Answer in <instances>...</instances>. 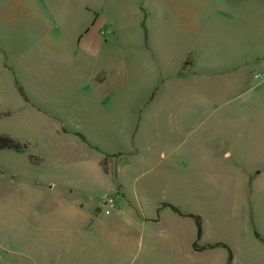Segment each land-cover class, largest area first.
Wrapping results in <instances>:
<instances>
[{
    "label": "rangeland",
    "instance_id": "obj_1",
    "mask_svg": "<svg viewBox=\"0 0 264 264\" xmlns=\"http://www.w3.org/2000/svg\"><path fill=\"white\" fill-rule=\"evenodd\" d=\"M185 8L203 14L184 28L195 38L189 46L164 31L168 25L183 30L179 14ZM128 41L133 44L125 46ZM204 45L210 51L201 52ZM141 47L149 48L152 58L166 60L164 68L157 63L160 87L173 75L175 57L187 55L180 68L190 74L191 87L211 102L191 115L190 191L184 203L199 212L196 206L203 200V217L213 225L210 238L227 245L215 249L214 264H227L228 250L230 264H264V90H253L260 82L253 74L264 69V0H0V133L27 141L29 149L0 150V264L61 262L52 251L41 257L33 251L39 241L23 237V224L13 219L9 199L15 194L21 202L32 201L35 193L24 185L43 187L50 176L61 183L54 173L70 165L49 159L50 143L40 134L59 126L62 116L66 128L78 120L54 95L42 94L39 101L29 91H37L35 83L60 70H97L102 61L119 70L125 52L135 57ZM207 54L222 57L199 58ZM227 55L233 58H223ZM63 58H78L79 66ZM20 87L28 103L19 96ZM215 116L223 120L222 143L211 138L219 137V128L210 130ZM243 124L253 129L247 131ZM226 149L232 154L208 156L210 150ZM28 154L44 160L30 162ZM37 169L48 175L40 176ZM55 245L46 241L48 249ZM182 257L175 255L173 264H206L193 255L192 260Z\"/></svg>",
    "mask_w": 264,
    "mask_h": 264
},
{
    "label": "crops",
    "instance_id": "obj_2",
    "mask_svg": "<svg viewBox=\"0 0 264 264\" xmlns=\"http://www.w3.org/2000/svg\"><path fill=\"white\" fill-rule=\"evenodd\" d=\"M201 14L200 9L185 8L179 14L183 30L168 25L164 31L189 46L195 38L191 29L185 32L184 28L195 25L196 16ZM200 49L206 52L211 48L204 45ZM148 50L141 47L135 57L125 52L119 70L111 65L107 68L105 61L97 70H60L35 83L38 92L29 91L30 98L35 96L39 101L42 94L54 95L56 102L76 112L78 120L66 128L62 116L59 126L40 134L50 143L49 159L70 165L54 173L61 183L50 176L43 187L41 183L24 185L26 191L33 189L32 201L21 202L18 194L9 199L13 219L23 224V237L39 241V248L33 251L40 257L52 251L61 259L60 264H173L175 255L183 256L182 260L186 256L192 260L193 255L196 260L214 264L215 249L225 248L213 246L222 242L210 238L213 225L201 210L205 202L199 200V212L189 202L184 203L185 192L190 191L191 115L205 111L211 102L191 87L190 74L180 68L187 55L175 57L174 71H170L173 75L160 87L157 63L164 68L166 60L152 58ZM213 57L222 56L199 58ZM67 60L79 66L78 58H63L62 62ZM19 90L26 97L21 87L18 94ZM253 90H264V79ZM20 97L29 102L27 97ZM192 97L198 100L192 102ZM222 126L221 116H215L210 130L213 133L219 128V137L211 136L218 143H222ZM243 127L253 129L248 124ZM231 154L229 149L210 150L208 156ZM38 158L39 163L44 160ZM37 172L48 175L41 169ZM105 197L113 198L115 207L104 205ZM169 205L177 206L181 214ZM186 214L200 217L199 238L195 220ZM48 240H54V249L46 247ZM207 244L212 246L202 248Z\"/></svg>",
    "mask_w": 264,
    "mask_h": 264
},
{
    "label": "trees",
    "instance_id": "obj_3",
    "mask_svg": "<svg viewBox=\"0 0 264 264\" xmlns=\"http://www.w3.org/2000/svg\"><path fill=\"white\" fill-rule=\"evenodd\" d=\"M19 94H20V96H22V98L24 100H27L21 90H19ZM79 135H81V134H79ZM5 149L12 150V151L17 152V153H26L29 151L28 143L22 142L20 140L15 139V138H12L7 134L0 133V150H5ZM27 156H28V159L30 162L38 163L40 161V159L38 157H36L32 154H28ZM169 207L174 212L180 213L179 208L177 206L169 205ZM186 215L191 216L195 220L196 228H197V238H199V236H200V217L197 215H194V214H186ZM211 246L212 245L207 244V245H204L202 248H204V247L208 248ZM213 246H223V247L227 248V246L224 243H215V244H213ZM193 247L194 248L197 247L196 243L193 244ZM231 261H232V255H231V252L228 250L227 263L229 264V263H231Z\"/></svg>",
    "mask_w": 264,
    "mask_h": 264
},
{
    "label": "built area",
    "instance_id": "obj_4",
    "mask_svg": "<svg viewBox=\"0 0 264 264\" xmlns=\"http://www.w3.org/2000/svg\"><path fill=\"white\" fill-rule=\"evenodd\" d=\"M255 78H258L260 80L264 79V69L262 71H260L259 73H254ZM104 205H109L111 207H115V202L113 200V198L111 197H105L103 200Z\"/></svg>",
    "mask_w": 264,
    "mask_h": 264
}]
</instances>
